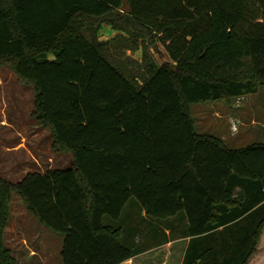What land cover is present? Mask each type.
I'll use <instances>...</instances> for the list:
<instances>
[{"label": "trees", "instance_id": "1", "mask_svg": "<svg viewBox=\"0 0 264 264\" xmlns=\"http://www.w3.org/2000/svg\"><path fill=\"white\" fill-rule=\"evenodd\" d=\"M105 23L119 33L100 40ZM142 36L170 60L145 49L135 75L108 45L137 47ZM5 63L33 86L35 113L74 159L16 183L0 176V264H16L3 245L12 189L64 234L63 264L133 258L122 229L103 222L133 196L155 218L185 212L182 264H250L264 228V141L228 146L199 132L189 107L264 85V0H0Z\"/></svg>", "mask_w": 264, "mask_h": 264}, {"label": "rangeland", "instance_id": "2", "mask_svg": "<svg viewBox=\"0 0 264 264\" xmlns=\"http://www.w3.org/2000/svg\"><path fill=\"white\" fill-rule=\"evenodd\" d=\"M253 1L262 6V0ZM112 26L111 23L104 24L98 33L100 40L111 39L119 33ZM124 34L129 37V27ZM147 39L142 36L137 47L124 50L115 48L116 40L113 39L108 45V55L124 71L135 75H139L144 68L145 49L158 63L170 60L163 44ZM155 43L158 44L156 48ZM49 56L53 57L52 54ZM35 96L33 86L18 79L8 63L0 67V176L8 182H18L28 171L66 168L73 163L72 151L54 143L51 128L35 113ZM189 110L199 132L214 134L228 146L240 147L264 139V85L257 93L245 98L193 103ZM224 111L227 113L224 114ZM184 213L180 215H186ZM183 217L173 220L152 217L143 212L140 201L133 196L119 218L105 215L103 222L120 227L122 235L119 241L138 249L134 258L122 264H181L186 240L176 241L172 246L168 242L179 235L185 236L189 221L186 216ZM64 237L63 233L41 223L28 209L21 194L11 190L3 245L16 264H63L61 251ZM259 244L260 239L257 250ZM169 248L174 254L169 253ZM253 259L258 263L264 262L261 255Z\"/></svg>", "mask_w": 264, "mask_h": 264}, {"label": "crops", "instance_id": "3", "mask_svg": "<svg viewBox=\"0 0 264 264\" xmlns=\"http://www.w3.org/2000/svg\"><path fill=\"white\" fill-rule=\"evenodd\" d=\"M250 95V94H249ZM245 96H247V95H244V96H239V97H243V98H245ZM224 114L225 113H227V112H223ZM219 115H220V113H218ZM263 127H264V125H263ZM262 141H264V139H262ZM29 172V171H28ZM27 172V173H28ZM41 172H45V171H41ZM143 212L144 213H146V211L143 209ZM181 213H178V214H176V215H174V216H171V217H168V219H171V220H173V219H183L184 217L183 216H185V215H180ZM178 215H180V217H178ZM186 218V217H185ZM187 219V218H186ZM180 240H186V244H185V247L183 248V255H182V261H183V258H184V256H185V248H187V245H188V243H189V240H190V237H186V236H181V235H179V237H176V238H173V239H171L168 243H169V245L170 246H172L176 241H180ZM176 245V244H175ZM174 245V246H175ZM259 249L257 250V252L256 253H254L252 256H251V258H250V261H249V263L250 264H264V262L263 263H258V262H256V261H254V257L255 256H258V255H261V258H262V260H264V228H263V230H262V233H261V235H260V244H259V247H258ZM169 253H173V250L171 249V248H169ZM180 253V252H179ZM174 254V253H173ZM135 257V256H134ZM133 257V258H134ZM259 259V258H258ZM182 264V263H181Z\"/></svg>", "mask_w": 264, "mask_h": 264}, {"label": "water", "instance_id": "4", "mask_svg": "<svg viewBox=\"0 0 264 264\" xmlns=\"http://www.w3.org/2000/svg\"><path fill=\"white\" fill-rule=\"evenodd\" d=\"M158 46V44H155L154 47L156 48Z\"/></svg>", "mask_w": 264, "mask_h": 264}]
</instances>
